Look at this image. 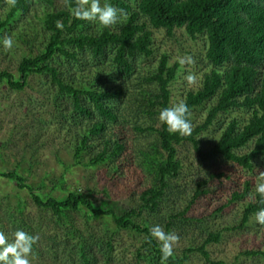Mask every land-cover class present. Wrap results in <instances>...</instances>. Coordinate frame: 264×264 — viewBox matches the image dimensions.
Segmentation results:
<instances>
[{
    "label": "trees",
    "instance_id": "16d2710c",
    "mask_svg": "<svg viewBox=\"0 0 264 264\" xmlns=\"http://www.w3.org/2000/svg\"><path fill=\"white\" fill-rule=\"evenodd\" d=\"M109 1L124 9L128 19L103 28L71 15L70 7L79 0H65L62 8H56L54 0H0V41L7 34H15L14 29L31 17L40 21L43 39L37 49L35 42L41 34L35 33V27L17 36L28 51L20 53L18 75L8 70L0 72V85L8 82L14 90L23 91L32 75L46 77L55 91L56 111L63 107L62 118L66 119L64 113L70 110L74 124L70 126L81 130L75 136L76 162L88 155L92 166L108 164L121 171L132 157L125 138L126 124L133 121L138 133H154L162 154L148 152L144 159L147 170L154 167L156 171L153 185L140 194L135 207L116 214L77 190L61 200L42 197L34 194V188L25 184L18 172H0V176L30 190L36 204L52 211L59 224L72 223L71 210L84 208L93 213L92 217L113 216L120 229L145 235L144 252L139 250L138 257L147 264H160L159 242L150 237L146 216L160 213L164 201L170 199V183L183 169L178 157L180 145L190 142L203 164L222 160L250 172L264 168V0H135V5L134 0ZM153 30H164L169 37L184 30L192 40H205L208 71L198 88L185 91L184 101L190 108V120L200 108L207 115L189 135L170 134L157 118L161 108L173 104V87L180 80L181 64L171 65L169 55L164 53L155 68L139 73L138 60L155 54ZM135 74L139 77L133 80ZM234 113L239 115L233 117ZM223 117H230V121L221 127L219 140L204 149L200 137L222 123ZM142 119L147 124H140ZM219 177L229 178L224 172ZM63 181L64 178L58 184ZM206 184L207 181L199 182L187 207L169 218L188 214L206 194ZM245 200L241 228L255 219V212L264 206L251 180L244 182L243 190L233 192L230 204ZM172 223L168 221L167 232ZM4 229L0 218V232ZM220 239V233L210 234L203 245L187 249L181 256L174 254L167 264H186L197 252L210 264H222L212 261L206 249ZM35 249L36 245L33 253ZM103 250L108 256L113 242L108 240ZM90 252L87 246L82 248L85 264L90 263ZM246 255L264 257V252L250 251Z\"/></svg>",
    "mask_w": 264,
    "mask_h": 264
},
{
    "label": "rangeland",
    "instance_id": "374dc122",
    "mask_svg": "<svg viewBox=\"0 0 264 264\" xmlns=\"http://www.w3.org/2000/svg\"><path fill=\"white\" fill-rule=\"evenodd\" d=\"M54 1L56 8L65 5V0ZM103 2L101 0V4ZM132 4L135 5L136 1H132ZM91 23L98 26L95 22ZM32 30L41 34L35 42L38 49L43 42L42 25L38 19L31 17L29 22L14 29L15 34L6 35L13 38L15 46L5 51L0 43V72L8 70L18 75L20 53L28 51V48L21 46L17 36ZM153 32L155 54L150 59L138 60L139 73H147L146 70L155 68L164 53L169 55L171 65L182 57L190 56L192 63L181 64L180 80L173 87V103L184 101L185 91L198 88L203 74L208 71L205 40L202 37L192 40L184 30H177L174 37H169L164 30ZM138 74L132 79L136 80ZM188 74L194 76L191 84L185 79ZM49 83L42 75H32L23 91L14 90L8 82L0 85V172H18L25 178V184L34 188V194L42 197L52 196L61 200L77 190L89 194L95 204L105 210L112 209L116 214L135 207L140 194L156 180L154 167L148 171L144 163L146 153L154 152L156 155L159 151L162 154L156 135L138 133L133 129V121L126 124L125 138L132 157L121 171L114 170L108 164L92 166L88 155L76 162L75 136L81 130L70 126L74 125L69 117L70 110L64 113L67 114L66 119L62 118L63 107L56 111L55 91ZM128 83L130 85V81ZM64 104L67 105L65 101ZM236 114L239 115L234 113L233 117ZM206 115L203 108L195 111L191 119L192 130L205 120ZM229 121L230 117H223L222 123L200 137L204 149L219 140L221 127ZM140 124H147V120L142 119ZM178 150L182 172L171 181L170 199L164 201L161 212L146 216L150 226L160 224L167 232L168 221L173 222L170 232L179 237L173 246L177 256L187 249L203 245L210 234L220 233V241L206 247L212 261L222 264H264L263 256L246 255L250 251L264 252V228L261 229L255 219L241 228L247 201L230 204L233 192L243 190L246 180L253 181L255 187L264 168L257 167L255 172H250L222 160L203 164L190 142L183 143ZM147 158L150 160V157ZM223 172L229 178L219 177ZM114 176L121 177L111 179ZM63 178L62 184H58ZM202 181H207L204 186L206 194L184 217L170 219L172 213L178 214L187 207L198 183ZM70 215L72 223L59 224L52 211L36 204L30 190L21 188L17 181L0 176L3 233L9 240L16 229L39 236L30 257L31 264H85L82 256L84 246L91 250L89 264H147L138 257L139 250L144 252V234L120 229L111 215L92 217L93 213L86 208L71 210ZM108 240L113 242V250L106 256L103 247ZM186 264L210 263L197 252L190 255Z\"/></svg>",
    "mask_w": 264,
    "mask_h": 264
},
{
    "label": "clouds",
    "instance_id": "9594fccd",
    "mask_svg": "<svg viewBox=\"0 0 264 264\" xmlns=\"http://www.w3.org/2000/svg\"><path fill=\"white\" fill-rule=\"evenodd\" d=\"M15 0H13V3ZM71 15L79 20L95 22L98 26L108 28L119 22H126L128 13L122 9L113 6L109 0H79L69 9ZM58 27H62L59 23ZM5 51L11 50L15 46V41L11 36H5L2 41ZM180 64H191L192 58L182 57ZM185 79L189 84L194 80L192 74H188ZM190 108L183 101H177L170 106L159 110L158 120L166 126L170 134L179 133L180 135H189L192 130ZM255 193L260 197V204L264 205V172L259 174L254 187ZM255 222L264 227V206L255 212ZM150 237L159 242L160 264H167V261L174 256V244L179 237L174 232H166L162 225L155 224L149 228ZM39 240L38 235L29 233L23 229H16L9 240L5 233L0 232V264H31L30 257L33 255V246Z\"/></svg>",
    "mask_w": 264,
    "mask_h": 264
}]
</instances>
